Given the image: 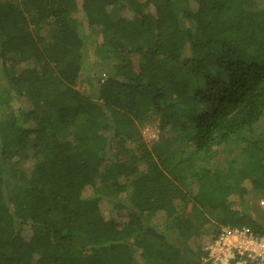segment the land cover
I'll return each mask as SVG.
<instances>
[{"label":"trees","instance_id":"obj_1","mask_svg":"<svg viewBox=\"0 0 264 264\" xmlns=\"http://www.w3.org/2000/svg\"><path fill=\"white\" fill-rule=\"evenodd\" d=\"M255 191L264 0H0V264H211Z\"/></svg>","mask_w":264,"mask_h":264},{"label":"built area","instance_id":"obj_2","mask_svg":"<svg viewBox=\"0 0 264 264\" xmlns=\"http://www.w3.org/2000/svg\"><path fill=\"white\" fill-rule=\"evenodd\" d=\"M204 250L211 264H264V235L246 226L223 227Z\"/></svg>","mask_w":264,"mask_h":264},{"label":"rangeland","instance_id":"obj_3","mask_svg":"<svg viewBox=\"0 0 264 264\" xmlns=\"http://www.w3.org/2000/svg\"><path fill=\"white\" fill-rule=\"evenodd\" d=\"M95 36L96 38H99L97 35ZM85 58H86L85 63H84L85 71L83 69V72H85L86 74H91L94 77H96L100 72L99 65L98 64L96 65V63L99 62L100 58L97 57L91 49L85 52ZM141 133L146 143L151 145L158 137V122L155 120L153 122H148V123L143 124L141 126ZM108 191L111 194H114V195L116 194L111 187L108 188ZM251 206L256 214H259L262 217L264 216V192L263 191L254 192V197L251 201ZM104 210L106 213L110 211L111 205L110 204L105 205ZM205 216L207 217L209 221L216 222L217 219L220 217V214L206 211ZM203 239L205 241L207 239V235L204 236Z\"/></svg>","mask_w":264,"mask_h":264}]
</instances>
